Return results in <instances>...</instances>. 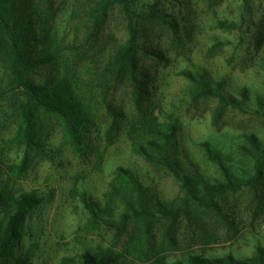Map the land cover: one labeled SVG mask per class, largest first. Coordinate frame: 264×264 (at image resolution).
Here are the masks:
<instances>
[{"label": "rangeland", "instance_id": "374dc122", "mask_svg": "<svg viewBox=\"0 0 264 264\" xmlns=\"http://www.w3.org/2000/svg\"><path fill=\"white\" fill-rule=\"evenodd\" d=\"M99 1L30 0L39 16L47 10L42 21L33 17L32 28L40 34L45 25L48 49L60 51L52 60L56 71L44 64L30 78L39 86L68 79L82 97L88 125L77 152L68 144L61 119L43 114L36 128L40 147L19 179L12 169L20 166L24 147L13 140L25 96L13 87L0 57V190L42 198L0 264H82L88 252L104 255L110 264L256 257L264 248V156L255 159L241 148L256 152L247 139L254 136L264 150V0H131L134 10L156 6L166 18L139 22L142 110L131 76L109 72L127 41L124 17L116 7L96 36L90 12ZM32 46L30 56L44 48L42 43ZM245 91L246 101L241 98ZM221 97H238L241 103L224 106ZM143 118L173 138L166 160L178 162L191 188L201 191L231 180L242 187L218 196L213 209L190 205L171 234L166 231L170 222L160 214L152 233L139 220L121 227L129 206L124 194L118 196L119 168L133 173L148 194L168 206L181 205L187 196L188 183L161 161L164 156L153 143L164 141L142 125ZM115 122L117 129L109 136ZM127 198L136 199L133 194ZM8 213L0 203V223Z\"/></svg>", "mask_w": 264, "mask_h": 264}, {"label": "trees", "instance_id": "16d2710c", "mask_svg": "<svg viewBox=\"0 0 264 264\" xmlns=\"http://www.w3.org/2000/svg\"><path fill=\"white\" fill-rule=\"evenodd\" d=\"M43 1L49 2V0ZM116 7H120L124 17L127 41L124 47L114 56L110 63L111 70L109 72L116 74L118 77L131 76V79L136 82L138 92L137 107L138 110H142L144 98L141 95L142 87H140V82L137 78L136 63L141 38L139 22H163L166 21L165 14L161 13L156 6L143 12L134 10L131 0H100L96 2L95 7L90 12V19L94 23L93 32L96 36L101 31L102 23L106 21L109 14ZM38 11L37 6L36 8L31 7L30 0H0V57L6 62L11 73L13 87L17 90H22L25 96V100L18 109L20 124L13 140L19 147H24V155L20 166L17 169H12L14 175L18 177L17 179L27 174L32 161L33 151L40 147L36 128L43 114L56 115L61 119L68 144L77 152L80 151L84 143L88 125L82 97L74 91V85L69 84L68 79L65 78L59 81L52 79L49 83L39 86L30 78L32 70L44 64L50 65L53 71H56L52 60L57 59V55L60 52L57 47L55 48V54H52L51 50L48 49L50 43L48 30L45 25L43 27L46 30L42 27L43 32L40 34L32 28L31 21L35 15L37 19L40 17L39 20L43 19L42 13L46 16L47 10H44L40 16ZM33 43H42L44 48L40 54H31L30 56V52L33 50ZM241 98L245 101L248 99L246 91ZM220 101L224 106H229V101H232L235 107L241 103L238 97H221ZM142 125L148 126L156 137L164 141L161 144L154 142L153 148L156 153L164 156L161 161H164L171 171L177 173L182 180L188 183L186 186L188 189L187 196L181 205L168 206L157 200V197L152 193L148 194V189L144 188L134 177L133 173L119 168L117 180L122 184V192H119L118 196L124 194L123 199L127 201L129 206V211L122 219L121 227L125 228L130 222L139 220L144 223L145 227H150L148 232L152 233L154 220L158 219L157 215L160 214L170 222L166 231L171 234L190 205L207 210L213 209L218 196L222 197L230 192H236L242 187L241 183H234L231 180L227 183L205 185L201 191L191 188L189 180L179 174V171L181 172L182 170L178 162H175L172 158L166 160L173 138L157 130L158 125L150 123L146 118L142 119ZM116 129L115 122L110 128L108 135L114 134ZM247 139L252 143L256 152H252L253 149L246 146L242 147L241 150L247 155L249 153L255 159H260V157L264 156V150L260 147L259 140L254 136H249ZM130 194L135 196V202L128 200L127 197ZM113 197L117 196L113 195ZM0 203L6 204L9 210L5 222L0 223V259H3L11 254L14 244L20 240L22 227L32 214L38 210L42 203V198L35 194H23L15 197L4 187L0 190ZM90 210L95 220H97V214L92 210L91 206ZM257 251L256 257L247 261H236L232 256L218 261L208 260L201 256H190L186 259L187 263L179 262L178 264H264V248L259 247ZM110 263L114 262L106 260L104 255L98 253L92 254L88 252L82 257V264Z\"/></svg>", "mask_w": 264, "mask_h": 264}]
</instances>
